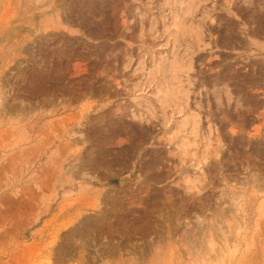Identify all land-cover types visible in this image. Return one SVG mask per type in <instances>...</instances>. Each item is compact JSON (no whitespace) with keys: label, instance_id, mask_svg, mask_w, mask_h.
<instances>
[{"label":"rangeland","instance_id":"obj_1","mask_svg":"<svg viewBox=\"0 0 264 264\" xmlns=\"http://www.w3.org/2000/svg\"><path fill=\"white\" fill-rule=\"evenodd\" d=\"M0 264H264V0H0Z\"/></svg>","mask_w":264,"mask_h":264}]
</instances>
